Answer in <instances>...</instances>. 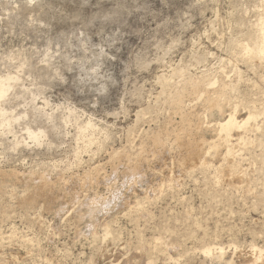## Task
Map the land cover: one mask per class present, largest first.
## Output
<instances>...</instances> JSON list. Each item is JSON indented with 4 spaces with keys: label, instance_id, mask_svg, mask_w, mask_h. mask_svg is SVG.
<instances>
[{
    "label": "rangeland",
    "instance_id": "1",
    "mask_svg": "<svg viewBox=\"0 0 264 264\" xmlns=\"http://www.w3.org/2000/svg\"><path fill=\"white\" fill-rule=\"evenodd\" d=\"M263 22L264 0H0V264H253Z\"/></svg>",
    "mask_w": 264,
    "mask_h": 264
},
{
    "label": "bare ground",
    "instance_id": "2",
    "mask_svg": "<svg viewBox=\"0 0 264 264\" xmlns=\"http://www.w3.org/2000/svg\"><path fill=\"white\" fill-rule=\"evenodd\" d=\"M260 30H262V31H260V32H262L261 34L263 35V38H262V42H261V44L259 45V46H257L256 45V52H257V54L259 55V56H262V57H264V22H263V29H260ZM245 49L246 50H252L253 51V49L252 48H250V46H245ZM244 49V50H245ZM8 86H9V84L8 83H6V82H3V81H0V98L1 97H3L4 95H5V93H6V90L8 89ZM181 94V93H180ZM179 96V95H178ZM177 98V97H176ZM214 101V100H213ZM215 103V102H214ZM214 103H212V104H214ZM218 103V102H217ZM211 104V103H210ZM217 105V104H216ZM250 118V117H249ZM249 120V119H248ZM244 121H246V120H244ZM246 123V122H245ZM245 123L243 122V124L241 125V122H239L238 121V118L236 117V115L235 114H231L230 116H229V118L227 119V120H225V121H223V122H221L218 126H219V131L221 132V135H226V136H229L230 135V133H231V131L233 130V129H235L236 127H243V125H245ZM220 132H218V133H220ZM35 134V133H34ZM31 135H32V133H31ZM35 136V135H34ZM225 136V137H226ZM32 137V136H31ZM35 137H37V136H35ZM38 138V137H37ZM36 139V138H35ZM37 140V139H36ZM155 140V139H154ZM178 140V139H177ZM226 140V139H225ZM38 141V140H37ZM156 141V140H155ZM163 143V142H162ZM186 143V142H185ZM156 144H160V143H156ZM199 144V143H198ZM154 145V144H153ZM189 145L191 146V148H192V145L193 144H191V143H189ZM163 146V145H162ZM220 146V145H219ZM158 147V146H157ZM188 147V146H187ZM152 148V147H151ZM166 148H164V150H165ZM124 150V149H123ZM191 150H194V148H192ZM196 150V149H195ZM198 150V149H197ZM118 151V150H117ZM163 152H165V151H163ZM167 153V152H166ZM194 153H196V152H194ZM120 154V153H119ZM161 154V153H160ZM124 155V154H123ZM162 155V154H161ZM195 155V154H194ZM128 156V155H127ZM130 156V155H129ZM161 157H163V156H161ZM164 158V157H163ZM161 160H162V158H161ZM131 171V170H130ZM5 173V172H4ZM30 175V174H29ZM88 175V174H87ZM86 175V176H87ZM31 176V175H30ZM36 176V175H35ZM133 177H134V175H133ZM139 177V176H138ZM238 177V176H237ZM237 177H236V179H237ZM46 178V177H45ZM45 178H40V185L42 186V187H46V186H48V182H49V184H50V181H46V179ZM89 178V177H88ZM135 178H137V177H135ZM33 180V179H32ZM35 180H37V179H35ZM38 180H39V178H38ZM129 180H131V179H129ZM235 180V179H234ZM38 182V181H37ZM38 190H41V189H38ZM43 190V189H42ZM44 191V190H43ZM44 193V192H43ZM96 199V198H95ZM94 199V200H95ZM93 203V202H92ZM218 249V248H217ZM220 249V248H219ZM219 249H218V251H219ZM259 249V248H258ZM221 250V249H220ZM257 251V250H256ZM264 251V250H263ZM263 251H258V253H255V257H254V262H253V264H255L259 259H262V260H264V252ZM219 252H221L222 253V251H219ZM220 254V253H219ZM223 254V253H222ZM220 256H221V254H220ZM251 260H253V259H251ZM261 260V261H262ZM250 261V260H249ZM245 264H249L248 262L247 263H245ZM251 264H252V262H251Z\"/></svg>",
    "mask_w": 264,
    "mask_h": 264
}]
</instances>
